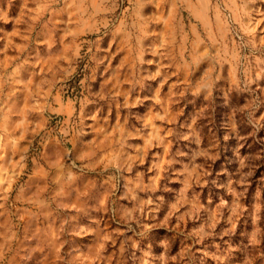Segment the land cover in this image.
Instances as JSON below:
<instances>
[{
  "label": "rangeland",
  "instance_id": "obj_1",
  "mask_svg": "<svg viewBox=\"0 0 264 264\" xmlns=\"http://www.w3.org/2000/svg\"><path fill=\"white\" fill-rule=\"evenodd\" d=\"M0 264H264V0H0Z\"/></svg>",
  "mask_w": 264,
  "mask_h": 264
}]
</instances>
